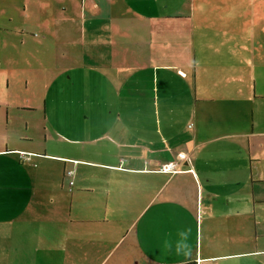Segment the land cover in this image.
<instances>
[{"label":"crops","instance_id":"obj_1","mask_svg":"<svg viewBox=\"0 0 264 264\" xmlns=\"http://www.w3.org/2000/svg\"><path fill=\"white\" fill-rule=\"evenodd\" d=\"M31 5L35 21L26 3L19 26L0 24L3 36L27 35L20 55L39 53L43 66L0 77L21 89L0 98L1 261L77 264L80 251L109 264L124 249L119 264L130 251L131 264H264V60L249 32L238 43L225 28L256 21L235 14L255 1ZM90 83L104 115L89 104L86 138L69 137L78 148H50L48 106ZM169 162L176 171L162 170Z\"/></svg>","mask_w":264,"mask_h":264},{"label":"rangeland","instance_id":"obj_2","mask_svg":"<svg viewBox=\"0 0 264 264\" xmlns=\"http://www.w3.org/2000/svg\"><path fill=\"white\" fill-rule=\"evenodd\" d=\"M35 0H0V24L4 25V21L6 18H13V22L11 24V28L14 26H19L17 23L18 21H21V19L24 17L21 13L22 7L27 3V12H30V14H33L34 21L37 18V11L38 9L36 7H32L31 3ZM244 1V0H239ZM256 3L255 8L249 9L250 13L247 14L244 8H239L235 10V14H237V11L240 12L241 15H253L257 16V20L253 19L250 22L243 23V20L235 18V29L231 30L230 27L225 26V28L228 30V34H232L237 37V41L242 40V35L244 31L242 29L246 30L251 34V47L256 49L257 52V59L258 60H264V0H253ZM10 2V3H9ZM30 16V15H29ZM33 38L39 39L41 36V31L34 26L33 27ZM27 35H20V34H12L10 36H3L0 33V72L1 78H5L3 75L4 71L13 70L18 68V66H27V67H43L42 66V60H40V54H30V56H22L20 54H24V49L26 47L23 40L20 41V39H26ZM24 42V45L22 43ZM233 43V42H232ZM228 43H226L227 47ZM256 47V48H255ZM230 48V47H229ZM28 50L35 51L36 47L32 45V43H28L27 46ZM227 49V48H226ZM11 53L13 54V57H11ZM229 57H232V54H225ZM40 56V57H39ZM226 56V57H227ZM228 57V58H229ZM23 64V65H22ZM261 67V68H259ZM258 79H260L261 74L260 72H264V65H258ZM37 89L35 91L32 90L29 92V96L36 97V99L43 98L44 90L42 87V84H37ZM21 90L18 85H15L14 83L8 86L5 83L4 79H0V98L3 100H7L8 98L14 97V93ZM262 92L261 88L258 87L257 93L260 94ZM93 83H90L89 85L86 84V88L83 89L82 87L79 89H66L65 90V96L61 99V101L55 103V105H49L48 106V113L46 116V119L48 120V131H49V137H48V144L50 148L54 149L57 144L63 143L66 147H75L78 148V141L72 140L69 137H73V135L81 136L82 139L83 131L87 130L89 125V120L87 119V115H89V104L90 107L96 108L99 112L103 113L104 115V109L105 107L95 104L93 106L92 101L89 103V99L91 98L93 100ZM53 94L54 98L57 97L56 90H50L49 96ZM97 96L101 97L100 91H97ZM8 102H12L11 99L7 100ZM42 101V100H39ZM97 103V102H96ZM40 115L43 116L44 112V106L40 105L38 106ZM104 130L103 125H100L98 127V131ZM83 143V144H82ZM80 143L81 147H84L85 143L84 141ZM87 147V146H86ZM61 152L62 149H60ZM1 157V156H0ZM72 165V163H69ZM70 197V194L68 193V196ZM98 248L93 249V254H95L98 261H100L101 258H103V252ZM131 252H129V258H128V264L132 263L131 258H133L131 255ZM76 254L71 261H76L77 264H92L90 261H85V258L83 254L80 251H75ZM115 255L114 260H112L109 264H119L120 257L127 258V251L124 249H120L118 251H114ZM82 254V255H81ZM67 256V255H65ZM83 256V257H82ZM116 258L119 259V261H116ZM69 258L66 259L65 264H69L70 261H68ZM0 262L4 264L0 259ZM125 264L124 262H122Z\"/></svg>","mask_w":264,"mask_h":264},{"label":"built area","instance_id":"obj_3","mask_svg":"<svg viewBox=\"0 0 264 264\" xmlns=\"http://www.w3.org/2000/svg\"><path fill=\"white\" fill-rule=\"evenodd\" d=\"M175 167L176 166H175V164L173 162H169V163H166V164H164L162 166V170H164V171H176V168ZM67 174L69 176H72L73 175V171L72 170H69L67 172ZM70 184H73V181L72 180L70 181Z\"/></svg>","mask_w":264,"mask_h":264}]
</instances>
